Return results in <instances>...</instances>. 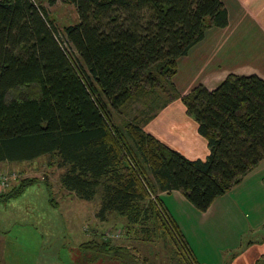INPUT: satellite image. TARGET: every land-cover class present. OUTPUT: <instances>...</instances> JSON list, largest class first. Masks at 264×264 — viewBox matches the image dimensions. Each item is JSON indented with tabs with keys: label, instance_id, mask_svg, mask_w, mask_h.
<instances>
[{
	"label": "trees",
	"instance_id": "obj_1",
	"mask_svg": "<svg viewBox=\"0 0 264 264\" xmlns=\"http://www.w3.org/2000/svg\"><path fill=\"white\" fill-rule=\"evenodd\" d=\"M68 2L79 21L60 28L39 0H0V162L57 155L67 167L65 189L85 200L100 196V221L115 213L147 232L159 222L188 263L202 264L161 194L178 190L205 212L264 159V78L231 73L215 89L177 92L178 58L208 29L229 24L223 0ZM161 78L176 93L151 116L124 128L113 122V112L128 104L149 94L155 100ZM11 90L21 91L10 98ZM177 98L208 140L205 160L144 128Z\"/></svg>",
	"mask_w": 264,
	"mask_h": 264
},
{
	"label": "rangeland",
	"instance_id": "obj_2",
	"mask_svg": "<svg viewBox=\"0 0 264 264\" xmlns=\"http://www.w3.org/2000/svg\"><path fill=\"white\" fill-rule=\"evenodd\" d=\"M39 1L55 16L60 28L79 21L77 9L66 0ZM206 48L209 47L205 45L204 51ZM198 72L193 66L186 77L196 78ZM160 83L153 93L155 100L149 94L141 102L128 104L120 112H113V122L124 128L134 119L142 123L151 116L168 95L176 93L167 78H161ZM19 91L11 90L8 96L16 98ZM38 95L39 91L33 87L32 96ZM66 170L55 154L32 161L0 162V264H190L159 222L147 232L146 225L132 224L115 213L107 221H100L96 217L100 196L85 200L65 189L61 176ZM24 183L32 184L19 195L11 196ZM240 193L236 199L249 220L264 219V196ZM252 203L260 206L258 213L251 210ZM212 242L219 247L216 256L207 259L216 263L221 255L222 264H229L233 255L224 249V242ZM86 244L97 250L92 247L85 250Z\"/></svg>",
	"mask_w": 264,
	"mask_h": 264
},
{
	"label": "crops",
	"instance_id": "obj_3",
	"mask_svg": "<svg viewBox=\"0 0 264 264\" xmlns=\"http://www.w3.org/2000/svg\"><path fill=\"white\" fill-rule=\"evenodd\" d=\"M223 2L228 9L229 24L208 29L206 37L177 60L173 82L182 96L200 84L215 89L229 73L257 74L264 78V0ZM205 45L209 48L204 51ZM193 66L199 70L198 76L186 77ZM144 128L190 159L205 160L210 153L208 140L199 133L198 123L180 98L162 108ZM240 192L264 196V159L239 184L216 198L205 212L178 190L161 194L198 262L222 264L221 255L216 263L207 259L216 256L219 244L212 240H217L223 241L224 249L233 255L229 264H264V219L249 220L236 199ZM167 196L171 198L166 200ZM250 208L257 213L260 210L254 203Z\"/></svg>",
	"mask_w": 264,
	"mask_h": 264
},
{
	"label": "flooded vegetation",
	"instance_id": "obj_4",
	"mask_svg": "<svg viewBox=\"0 0 264 264\" xmlns=\"http://www.w3.org/2000/svg\"><path fill=\"white\" fill-rule=\"evenodd\" d=\"M83 261V260H82Z\"/></svg>",
	"mask_w": 264,
	"mask_h": 264
}]
</instances>
